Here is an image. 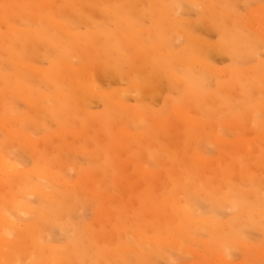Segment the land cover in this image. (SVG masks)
<instances>
[{"label":"rangeland","instance_id":"374dc122","mask_svg":"<svg viewBox=\"0 0 264 264\" xmlns=\"http://www.w3.org/2000/svg\"><path fill=\"white\" fill-rule=\"evenodd\" d=\"M69 1L0 0V154L19 173L0 202L21 179L32 206L9 208L0 264H264V0Z\"/></svg>","mask_w":264,"mask_h":264},{"label":"bare ground","instance_id":"6f19581e","mask_svg":"<svg viewBox=\"0 0 264 264\" xmlns=\"http://www.w3.org/2000/svg\"><path fill=\"white\" fill-rule=\"evenodd\" d=\"M22 1V0H21ZM71 1V0H70ZM69 1V2H70ZM166 1V0H165ZM170 1V0H169ZM169 1H168V3H169ZM198 2H199V0H197ZM197 1L195 0V2H196V5L198 4L197 3ZM64 2H66V1H64ZM63 2V3H64ZM68 2V1H67ZM192 2H194L193 0H192ZM194 2V3H195ZM171 3V5L173 6V4L172 3H175V2H170ZM209 3V2H208ZM155 4V3H154ZM153 4V5H154ZM161 4V3H160ZM163 4V3H162ZM67 5V4H66ZM79 5V4H78ZM84 5H85V2H84ZM171 5H168L167 4V6H171ZM200 5H201V3H200ZM85 6H87V5H85ZM159 6H163V5H159ZM167 6H164V7H166L167 8ZM88 7V6H87ZM117 7V6H116ZM154 8H156V7H158V5L156 6V5H154L153 6ZM201 7V6H200ZM78 8H80V7H78ZM89 8H90V6H89ZM97 7H95L94 8V10L96 9ZM158 8H160V7H158ZM170 8V7H169ZM181 8V7H180ZM157 9V8H156ZM156 9H155V11H156ZM160 9H162V8H160ZM171 9V8H170ZM78 10V9H77ZM92 10V9H91ZM90 10V11H91ZM99 10V9H98ZM162 10H164V9H162ZM167 10V9H166ZM169 10V9H168ZM206 10H208V9H206ZM12 11V10H11ZM14 11V10H13ZM82 12L84 11V10H81ZM85 11H87V10H85ZM153 11V10H152ZM173 11V10H172ZM178 11V10H177ZM8 12V11H7ZM17 12V11H16ZM89 12V11H88ZM97 12V11H96ZM112 12V11H111ZM154 12V11H153ZM19 13H20V11H19ZM59 13V12H58ZM62 13V12H61ZM79 13V12H78ZM92 13H94V12H92ZM1 14V13H0ZM3 14V13H2ZM69 14H70V11H69ZM72 14V16L70 15H68L67 17H73V13H71ZM82 14H84V12L82 13ZM82 14H81V16H80V14H79V16H80V18L82 17ZM107 14V13H106ZM116 14V13H115ZM114 14V16H115V18H116V15ZM123 14H125V12H123ZM123 14H121V16H124ZM58 15V14H57ZM76 15V14H75ZM75 15H74V17H75ZM86 15V14H85ZM94 15H95V13H94ZM126 15V14H125ZM61 16H63V17H66V16H64V15H62L61 14ZM76 16H78V15H76ZM103 16V15H102ZM105 16V15H104ZM118 16H119V14H118ZM169 16V17H168ZM168 16H165L163 19L165 20V18H170L171 20H174V19H172L171 17H172V15L170 14V15H168ZM171 16V17H170ZM37 17V16H36ZM57 17V16H56ZM87 17V16H86ZM95 17V16H94ZM57 18H59V17H57ZM75 18H77V17H75ZM113 19V20H116V21H118L117 19ZM122 18V17H121ZM160 18H162V17H160ZM17 19V18H16ZM60 19V18H59ZM93 19V18H92ZM162 19V20H163ZM104 20V19H103ZM112 20V21H113ZM168 20V19H167ZM261 20V19H260ZM63 21V20H62ZM123 21L125 22L126 20H124L123 19ZM128 21V20H127ZM126 21V22H127ZM170 21V20H169ZM66 22V21H65ZM72 22V21H71ZM70 22V23H71ZM78 22V21H77ZM84 22H87V21H85L84 20ZM101 21H99L98 23H100ZM165 22H167L166 20H165ZM189 22V21H188ZM201 22V21H200ZM262 22L264 23V21L262 20ZM261 22V23H262ZM56 23V22H55ZM54 22H53V24H54V27L56 28V30L57 29H60V25L61 24H59V26H58V23H56L55 24ZM87 23H89V22H87ZM94 23H96V21H94ZM94 23H93V25H94ZM120 23H121V21H120ZM153 23V22H152ZM156 22H154L153 23V25L155 24ZM161 23V22H160ZM73 24V23H72ZM75 24V23H74ZM82 24V23H81ZM122 24V23H121ZM127 23H125V27H123V28H125L126 29V27H127V25H126ZM129 24H130V22H129ZM166 24V23H165ZM76 25V24H75ZM80 25V23H78V26ZM87 25V24H86ZM93 25L92 26H90V27H93ZM116 25V24H115ZM114 25V26H115ZM124 25V24H123ZM131 25V24H130ZM129 25V26H130ZM133 25V24H132ZM264 25V24H263ZM83 26V25H82ZM99 25H97V27H98ZM119 26H121L120 24H119ZM118 26V29L117 30H120L119 28H121V27H119ZM134 26V25H133ZM132 26V27H133ZM155 26V25H154ZM157 26V25H156ZM86 27V26H85ZM132 27H131V29H132ZM47 28V27H46ZM96 28V27H95ZM123 28H121L123 31L122 32H124V29ZM259 28H262V27H259ZM43 29H45V28H43ZM94 29V28H93ZM131 29H128V30H130V32H131ZM165 29V28H164ZM264 29V28H263ZM45 30H47V29H45ZM66 30V29H65ZM107 30V29H106ZM115 30V29H114ZM158 30V29H157ZM156 29H155V31H157ZM24 31V30H23ZM22 31V32H23ZM58 31V30H57ZM74 31V30H73ZM90 31V30H89ZM103 31H105V30H103ZM153 31H154V27H153ZM154 31V37H155V34H159V33H157V32H155ZM158 31H160V30H158ZM162 31H163V29H162ZM162 31H160V33L162 32ZM172 31V30H171ZM259 31H263V30H259ZM21 32V31H20ZM20 32H19V34H20ZM63 32H68L67 30L66 31H64V29H63ZM98 32H101V31H98ZM97 32V33H98ZM116 32H118V31H116ZM141 32H142V30H141ZM144 33H145V31H143ZM152 32V31H151ZM15 33H17V32H15ZM28 33V32H27ZM102 33V32H101ZM54 34V33H53ZM67 34V33H66ZM71 33H69L68 35H70ZM78 34V33H77ZM86 34V33H85ZM91 34V33H90ZM89 34V35H90ZM105 35V38H106V33H104ZM118 34V33H117ZM124 34V33H123ZM125 34H126V32H125ZM149 34V33H148ZM263 34H264V32H263ZM28 35V34H27ZM30 35H32V34H30ZM81 35L82 34H80L79 36H77V37H81ZM119 35V34H118ZM117 35V36H118ZM128 34H126V36H127ZM129 35H131V33H129ZM150 36L151 35H153L152 33L151 34H149ZM156 35V36H157ZM187 34H185V36H186ZM23 36V35H22ZM56 36V35H55ZM71 37L73 36L74 37V35L72 34V35H70ZM108 36V35H107ZM113 36V35H112ZM188 36V35H187ZM186 36V37H187ZM95 37L98 39V37H97V34L95 35ZM109 38L111 37V36H108ZM107 37V38H108ZM128 37V39H129V36H127ZM153 37V38H154ZM158 37L159 36H157V38L156 39H158ZM26 38V37H25ZM39 38V37H38ZM56 38V37H55ZM59 38V37H58ZM60 38H61V35H60ZM120 38H122V37H120ZM133 38V37H132ZM152 38V37H151ZM192 38V37H191ZM19 39H22V38H19ZM28 39V38H27ZM26 39V40H27ZM62 39V38H61ZM84 39V38H83ZM189 39H190V35H189ZM193 39V43H194V40L195 41H197L196 39H194V38H192ZM192 39H190V41L192 40ZM29 40V39H28ZM44 40H46V39H44ZM55 40V39H54ZM63 40V39H62ZM61 40V41H62ZM65 40V39H64ZM63 40V41H64ZM73 40H76V39H73ZM104 40V39H103ZM110 40V39H109ZM18 41V40H17ZM17 41H16V43H17ZM21 41V40H20ZM22 41H23V39H22ZM33 41L35 42V40L33 39ZM71 41V40H70ZM81 41H82V39H81ZM125 41V40H124ZM156 41V40H155ZM159 41V40H158ZM39 42V41H38ZM65 42H67V41H65ZM76 42H78V41H76ZM82 42H84V41H82ZM105 42V41H104ZM107 43L109 42L108 41V39H107V41H106ZM198 42V41H197ZM200 42H202V41H200ZM28 43H29V41H28ZM110 44H112V42H109ZM128 45H130L132 48H133V46H135V45H131L129 42H126ZM159 43V42H158ZM19 44V43H18ZM23 44H25V43H23ZM36 44H37V42H36ZM45 44V43H44ZM68 44V43H67ZM99 44H100V42H99ZM99 44L97 45V46H99ZM199 44V43H198ZM201 44V43H200ZM205 44V43H204ZM15 45V44H14ZM72 45H73V42H72ZM76 45H78V43H76ZM90 45V44H89ZM160 45V44H159ZM29 46H30V44H29ZM69 46V45H68ZM141 46V45H140ZM15 47V46H14ZM52 47V46H51ZM53 47H55V45L53 46ZM88 47H90V46H88ZM136 47V46H135ZM213 47H215V46H213ZM16 48V47H15ZM22 48H24V47H22ZM66 48V47H65ZM68 48V47H67ZM66 48V49H67ZM71 48H72V46H71ZM71 48H68V49H71ZM97 48V47H96ZM137 48V47H136ZM135 48V49H136ZM141 48V47H140ZM139 48V49H140ZM39 48L37 47V50H38ZM53 49V48H52ZM55 50L54 51H57L58 50V52H61V51H59V49L57 48V50H56V48H54ZM62 49H64V48H62ZM116 49V48H115ZM120 48H118V50H119ZM134 49V48H133ZM25 50V49H24ZM29 50V49H28ZM61 50V49H60ZM94 50H96V49H94ZM117 50V49H116ZM22 51V50H21ZM20 51V52H21ZM27 51V50H26ZM35 51H36V48H35ZM84 51H86V50H84ZM92 51V50H91ZM124 51V50H123ZM163 51V50H162ZM206 51V50H205ZM14 52V51H13ZM19 52V51H18ZM23 52V51H22ZM48 52V51H47ZM66 52H68V51H66ZM112 52V51H111ZM130 52V49H129V51H128V53ZM156 52H158V51H156ZM27 53H28V51H27ZM35 53V52H34ZM96 53V52H95ZM94 53V54H95ZM117 53V52H116ZM131 53H132V51H131ZM130 53V54H131ZM162 53V52H161ZM19 54H21V53H19ZM50 54H51V52H50ZM49 53H48V55H50ZM60 54V53H59ZM6 55V54H5ZM22 55V54H21ZM26 55H29V54H26V52H25V55H23V56H26ZM124 55H126V53L124 54ZM163 55V54H162ZM206 55H207V53H206ZM230 55V54H229ZM1 56V55H0ZM51 56V55H50ZM69 56V55H68ZM121 56V55H120ZM130 56V55H129ZM29 57V56H28ZM27 57V58H28ZM57 57V56H56ZM70 57V56H69ZM98 57H100V56H98ZM107 57V56H106ZM137 57V56H136ZM27 58H24L25 60L24 61H26V59ZM121 58V57H120ZM138 59H140L141 58V61L143 60V58L140 56V57H137ZM136 58V59H137ZM70 59V58H69ZM72 59H73V57H72ZM98 59V58H97ZM100 59V58H99ZM134 59V58H133ZM58 60V59H57ZM60 61H62V58L61 59H59ZM65 60H67L66 58H65ZM120 60V59H119ZM118 60V61H119ZM122 60V59H121ZM59 61V62H60ZM63 62H64V60H63ZM68 62H70V61H68ZM58 63V62H57ZM62 63V62H61ZM8 65H10V63L8 64ZM16 65H17V63H16ZM24 65V64H23ZM0 66H2V65H0ZM89 66H90V64H89ZM68 68H70V69H72L70 66L68 67ZM5 69H7V68H5ZM74 69V68H73ZM10 70V69H9ZM78 70H80L79 68H78ZM88 70V69H87ZM60 71H61V69H60ZM86 72V71H85ZM2 73H4V72H2ZM6 73V72H5ZM62 73V72H61ZM87 73V72H86ZM145 74V73H144ZM143 74V75H144ZM148 74V73H147ZM67 75H69L68 73H67ZM71 75V74H70ZM83 75H84V71L82 72V74H81V77L83 78V86H84V89H86L88 92H89V90H91L92 88H94V86L92 85V81H90L91 79H90V77L89 78H86L85 79V77H83ZM85 75H87L88 76V73L87 74H85ZM2 76V75H1ZM10 76V75H9ZM86 76V77H87ZM131 77V76H130ZM226 77V76H225ZM87 79H89V80H87ZM63 80V79H62ZM64 80H66V79H64ZM62 82V81H61ZM2 83V82H1ZM65 83H69L68 82V80H66L65 81ZM180 84V83H179ZM178 84V85H179ZM131 87V86H130ZM136 87V86H135ZM95 89V88H94ZM94 89H92V90H94ZM131 89H134V86H133V88H131ZM235 89V88H234ZM91 90V91H92ZM96 90V89H95ZM81 90L79 89V92H80ZM83 91V90H82ZM81 91V92H82ZM83 93V92H82ZM93 93V92H92ZM97 93V92H96ZM98 94V93H97ZM101 94H103V93H101ZM101 94H100V96H101ZM76 95H77V93H76ZM79 95V94H78ZM80 95H82L81 97L83 98V94H81L80 93ZM43 98V97H42ZM56 98H57V100H62L63 99V96H61L60 94L59 95H57L56 96ZM88 98V97H87ZM106 98V97H105ZM109 98H110V96H109ZM113 98V97H112ZM240 97H238V99H239ZM44 99V98H43ZM46 100L45 101H47V102H52L53 100L52 99H50L49 97L47 98H45ZM107 99V98H106ZM114 99H116V98H114ZM118 99V98H117ZM43 101V100H42ZM82 101V100H81ZM28 102V101H27ZM32 101H30V103H31ZM77 102H78V100H77ZM33 103V102H32ZM80 103V102H79ZM29 104V103H28ZM83 104V103H82ZM122 104V103H121ZM79 106V105H78ZM111 106L112 107H114V108H116V109H122V106L120 105V103L119 102H117L116 100H114V101H112L111 102ZM80 107H81V105H80ZM83 107V106H82ZM81 107V108H82ZM131 113V112H130ZM133 114H134V112H133ZM132 114V115H133ZM138 114V113H137ZM256 114V113H255ZM175 115H176V117L178 118V121H180L181 123H182V121H189V120H191L189 117H190V114L188 113V112H181V111H177L176 113H175ZM257 123V122H256ZM95 124H96V122H95ZM108 124V123H107ZM116 124V123H115ZM235 124V123H234ZM31 125V124H30ZM109 125V124H108ZM236 126H237V124H235ZM254 125V124H253ZM116 126H119L118 124L116 125ZM115 126V127H116ZM196 126V125H195ZM200 126V125H199ZM5 127V126H4ZM3 127V128H4ZM9 127V126H8ZM7 126L5 127V129H6V131H7V128H8ZM232 127H234V125L232 126ZM240 127H242V126H240ZM9 129V128H8ZM237 129H238V126H237ZM236 129V130H237ZM116 130V129H115ZM203 130V129H202ZM241 130V129H240ZM243 130V129H242ZM9 131H10V129H9ZM9 131H7L8 133H11L12 134V137H14L13 136V132H9ZM15 132V131H14ZM16 133V132H15ZM205 132H203V134H204ZM19 134V133H18ZM123 134H124V132H123ZM203 134H202V136H203ZM15 135V134H14ZM18 138L17 139H19L20 137L18 136V135H16ZM28 139H30V137H28V136H26ZM25 137V139L24 138H22V139H24V140H26L27 138ZM194 137V136H193ZM15 138V137H14ZM27 139V141L29 142V140ZM194 139H195V137H194ZM32 139H30V141H31ZM219 141V143L220 144H224L225 142V140L224 141H222V140H218ZM35 143V141H31V142H29V143ZM242 145V149L244 148L243 147V145H244V143H242L241 144ZM40 146H42V144L40 145ZM113 147H114V145H113ZM115 147H117L116 145H115ZM114 147V148H115ZM230 147V146H229ZM41 148V147H40ZM42 149V148H41ZM237 149H239V148H237ZM51 150V149H50ZM164 150V149H163ZM236 149H234V151H235ZM30 151V150H29ZM165 151V150H164ZM237 151L238 150H236L235 152L237 153ZM240 153H242L241 152V150L239 151ZM33 153H34V151H33ZM35 154V153H34ZM123 154V153H122ZM121 154V155H122ZM37 155V154H36ZM244 156V155H243ZM255 156H257V155H255ZM7 159V158H6ZM256 159V158H255ZM234 161L236 160V158L235 159H233ZM262 160V159H261ZM122 161V164L124 165V161L123 160H121ZM196 162H199V160L197 159L196 160ZM8 163H10V162H7L6 160H5V158H3V156L0 154V178H1V176H7V174H9V177L12 179V178H14V177H16L17 176V174H19L18 173V171L15 169V168H13V166H10ZM260 163V162H259ZM258 163V164H259ZM15 166V165H14ZM139 168H140V166H139ZM143 170V169H142ZM238 170V169H237ZM46 172H49V171H45L43 168H40V167H38V169L37 170H35V171H32L31 172V175H30V178H31V180L32 181H30V182H28L29 183V185H30V187L31 188H27L28 187V185L25 183L24 184V186L25 187H23L25 190H26V188L28 189L27 190V195L28 196H30V197H37V196H40V197H42V199L44 200V199H47L48 197H47V195H45V192L42 190V189H40L39 187L41 186V181H50V182H53V181H55V180H53L54 178H52L51 177V175H49L48 173H46ZM259 172V171H258ZM213 173H218L217 171H215V172H213ZM37 180H40L37 184H35V181H37ZM57 181V180H56ZM121 182H119L118 184H120ZM245 183V182H244ZM243 183V184H244ZM247 184V183H246ZM251 184V183H250ZM23 185V182H22V180L20 179L19 181H17L14 185H13V187L12 188H10V189H8L7 191H4V192H8V193H12V195H9V196H5L3 199H2V203H1V206H3V207H5V213L3 212V213H1L0 212V223L2 224V230H0L1 231V234H0V245L2 244V242L5 244L6 242H8V240L4 237V235H3V228H5V229H7V230H12L11 231V233L13 232V231H17V232H20V226H17V224H15L14 222H10V220H9V218H8V216H7V214H8V212H10L9 211V208L10 209H13V210H15L16 211V215H18V216H23V215H26L28 212H30L29 211V209H31L32 208V206H31V203L28 201L29 199H26V200H24L23 202H20V200H19V198L16 196V192L19 190V187L20 186H22ZM122 185V184H121ZM264 184H262V186H263ZM244 186H245V184H244ZM245 188H246V186H245ZM249 189V188H248ZM217 190H219V189H217ZM238 190V189H237ZM236 190V191H237ZM263 190H264V187H263ZM231 192V191H230ZM244 192V191H243ZM218 193V192H217ZM228 195H229V193H228V191L226 192ZM237 193V192H236ZM59 194H60V192H59ZM257 194V193H256ZM255 194V195H256ZM5 194L3 193V192H0V198L1 197H3ZM52 195V194H51ZM51 195H49V196H51ZM92 195H96L95 193L93 194L92 193ZM224 195V194H223ZM258 195V194H257ZM232 196V195H231ZM253 196H254V194H253ZM55 196H53L52 198H54ZM56 197L58 198V194H56ZM55 197V198H56ZM54 198V199H55ZM235 198V197H234ZM245 197H243V199H244ZM53 199V200H54ZM60 199V198H59ZM221 199V198H220ZM249 199V198H248ZM253 199V198H252ZM255 199V198H254ZM61 200V199H60ZM245 200V199H244ZM251 200V199H250ZM62 201H63V199H62ZM49 202V201H48ZM226 202V201H225ZM247 202H248V200H247ZM53 203V202H52ZM55 203H57V199H56V201H55ZM60 203V202H59ZM58 203V204H59ZM237 203V202H236ZM250 203V202H249ZM258 203V202H257ZM256 203V204H257ZM254 204V203H253ZM255 204V205H256ZM71 205V204H70ZM246 205H248V204H246ZM244 207V206H243ZM219 208H217V210H218ZM238 209V208H237ZM264 209V208H263ZM34 210H36L37 211V208H35ZM39 210V209H38ZM76 210V209H75ZM243 210V209H242ZM249 210H250V208H249ZM40 211V210H39ZM77 211V210H76ZM35 211H33V213H34ZM38 212V211H37ZM75 212V211H74ZM257 212V211H256ZM36 213V212H35ZM39 213V212H38ZM64 213H65V211H64ZM76 213H78V211L76 212ZM249 213V212H248ZM248 213H247V215H248ZM262 213H264V212H262ZM261 212L259 213V214H262ZM30 214V213H29ZM47 214V213H46ZM46 214H45V216H46ZM250 215H251V213H249ZM48 215V214H47ZM76 215V214H75ZM50 216V215H49ZM63 216L65 217V215H60V216H58L59 218H63ZM51 217V216H50ZM250 217V216H249ZM14 218V217H13ZM54 218V217H53ZM260 218V217H259ZM50 219H52V218H50ZM64 219V218H63ZM258 219V218H257ZM256 219V220H257ZM264 219V218H263ZM262 219V220H263ZM65 220V219H64ZM184 220L186 221V222H188V223H190L191 222V219L189 218V217H187V216H185L184 217ZM242 220H243V218H242ZM260 220V219H259ZM55 222V224L56 225H58L59 224V227H61L60 226V223L58 222V224L56 223L57 221L56 220H54ZM65 221H67V220H65ZM245 222H247V221H245ZM264 222V221H263ZM249 223V222H248ZM247 223V224H248ZM258 223V222H257ZM256 223V224H257ZM262 223V222H261ZM205 224V223H204ZM234 224V223H233ZM252 224V223H251ZM36 225V224H35ZM207 225V224H206ZM250 225V224H249ZM258 225H259V223H258ZM208 226V225H207ZM64 227H67L66 225L64 226ZM234 227H235V225H234ZM245 227V226H244ZM262 227V226H261ZM264 227V226H263ZM42 228V227H41ZM246 228V227H245ZM248 228V227H247ZM232 229H233V226H232ZM237 228H235V230H236ZM240 229V228H239ZM250 229V228H249ZM32 230V229H31ZM44 230V229H43ZM47 230V229H46ZM234 230V229H233ZM232 230V231H233ZM48 231V230H47ZM69 231V230H68ZM248 231V230H247ZM22 232H24V230H22ZM34 232V231H33ZM70 233H71V231H70ZM32 234V233H31ZM37 234L38 233H36V235H35V238L37 237ZM229 234V233H228ZM33 236V235H32ZM34 237V236H33ZM223 237V236H222ZM226 237V236H225ZM104 238V237H103ZM40 239V238H39ZM102 240V239H101ZM101 240H99V241H101ZM115 240V239H114ZM44 241V240H43ZM29 242V241H28ZM16 243V242H15ZM100 243H102V241L100 242ZM113 243V242H112ZM12 245V244H10V241H9V243H7V244H5V246L4 247H6V246H9V245ZM13 244H14V242H13ZM36 244V243H35ZM40 244H41V242H40ZM40 244H37V245H40ZM3 245V244H2ZM29 246H30V244H28ZM13 247L15 246V245H12ZM2 247V246H1ZM36 247H38V246H36ZM127 247V246H126ZM7 248H9V247H7ZM12 248V247H11ZM60 248V247H59ZM127 248H129L130 249V247H127ZM29 250H30V248H28ZM11 250V249H10ZM18 250V252L21 254V253H25L26 252V249H24L23 247H20V249H17ZM37 250V249H36ZM4 251V250H3ZM2 251V252H3ZM44 251H47V250H44ZM1 252V251H0ZM4 253V252H3ZM3 253H0L1 255H0V257L2 258L3 256L2 255H4ZM47 253V252H46ZM108 253V252H107ZM107 253H105L106 254V257H107ZM6 255H7V253H6ZM12 256V255H11ZM10 256V258L11 259H13V260H15L14 259V257H11ZM28 257V256H27ZM44 257H47V256H45V254H44ZM5 258V257H4ZM7 258L8 259H10L9 257H8V255H7ZM108 258H109V253H108ZM112 258V257H111ZM24 259H26V258H24ZM45 259V258H44ZM51 260H52V258H50ZM13 260H11V262L13 261ZM2 261V260H1ZM16 261V260H15ZM23 261H25V260H23ZM46 262H48V264H49V261L50 260H45ZM44 261V262H45ZM3 262V261H2ZM5 262V261H4ZM10 262V263H11ZM46 262L45 263H43V264H46ZM52 262H56L55 260H52ZM1 263V262H0ZM51 263V262H50ZM57 263V262H56Z\"/></svg>","mask_w":264,"mask_h":264}]
</instances>
